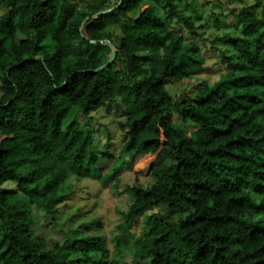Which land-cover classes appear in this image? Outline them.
Masks as SVG:
<instances>
[{
  "label": "trees",
  "instance_id": "obj_1",
  "mask_svg": "<svg viewBox=\"0 0 264 264\" xmlns=\"http://www.w3.org/2000/svg\"><path fill=\"white\" fill-rule=\"evenodd\" d=\"M0 6V264H118L104 240L85 233L47 251L32 211L56 220L72 178L118 182L123 166L99 167L113 156L96 151L76 117L119 103L120 158L134 163L170 148L173 164L152 166V183L131 187L117 245L144 217L134 262L264 264V13L237 17L226 72L178 104L168 84L205 65L194 39L202 36L198 0ZM174 110L197 130L177 126ZM159 205L165 214L146 216ZM183 208L189 214L174 221Z\"/></svg>",
  "mask_w": 264,
  "mask_h": 264
},
{
  "label": "rangeland",
  "instance_id": "obj_2",
  "mask_svg": "<svg viewBox=\"0 0 264 264\" xmlns=\"http://www.w3.org/2000/svg\"><path fill=\"white\" fill-rule=\"evenodd\" d=\"M84 5L89 2L112 4L113 0H75ZM200 11L194 19L199 33L195 38L203 56L205 65L202 73L191 80L182 82L172 81L168 90L179 104L186 97H193L197 89L205 82L215 83L226 72L227 62L225 56L232 57L233 49L229 44L230 35H241V26H237L239 15L247 16L264 13V2L258 0H198ZM4 8L0 6V15ZM184 35L191 37L187 30ZM121 103L111 105L99 110L89 117L77 115V120L84 131H91L95 138V149L100 154L108 153L113 159L101 161L98 165L107 173H112L117 166H123L118 176V182L112 180L106 186L93 179L78 180L72 178L66 186L65 201L59 208L57 219L54 220L41 208L34 207L32 218L34 229L39 238L45 241L47 251L55 253L58 246L68 237L85 233L104 240L110 248L112 255L117 258L118 264H150V260L134 262V243L147 233L144 217L136 222L128 234L117 245L119 225L123 222L122 213L128 210L132 201L131 187L134 185L148 186L152 183L149 175L150 168L157 164L172 165L170 157L172 149L163 148L156 155L144 157L132 162L129 157L123 158L125 137L121 126L125 123L122 115ZM174 122L177 126L185 128L189 133L197 130V126L184 123L182 117L174 110ZM1 139V136H0ZM11 187L13 185L8 184ZM166 207L159 205L153 207L146 216L153 213L165 214ZM187 208L179 209L173 220L178 221L189 214ZM80 257L71 260L76 263Z\"/></svg>",
  "mask_w": 264,
  "mask_h": 264
},
{
  "label": "water",
  "instance_id": "obj_3",
  "mask_svg": "<svg viewBox=\"0 0 264 264\" xmlns=\"http://www.w3.org/2000/svg\"><path fill=\"white\" fill-rule=\"evenodd\" d=\"M119 4H120V3H119ZM113 9H114V8H113ZM113 9H112V10H113ZM106 12H108V11L102 12V14H103V13H106ZM109 45H110L111 49L113 50V52H112L111 58H110V60L108 61L107 64H110V63L114 60V58H115L114 48H113V46H112L111 44H109Z\"/></svg>",
  "mask_w": 264,
  "mask_h": 264
}]
</instances>
